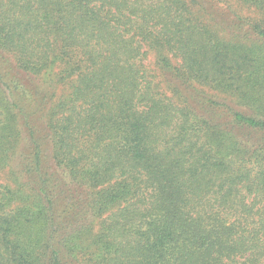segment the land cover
Instances as JSON below:
<instances>
[{"label": "trees", "instance_id": "trees-1", "mask_svg": "<svg viewBox=\"0 0 264 264\" xmlns=\"http://www.w3.org/2000/svg\"><path fill=\"white\" fill-rule=\"evenodd\" d=\"M0 264H264V0H0Z\"/></svg>", "mask_w": 264, "mask_h": 264}]
</instances>
